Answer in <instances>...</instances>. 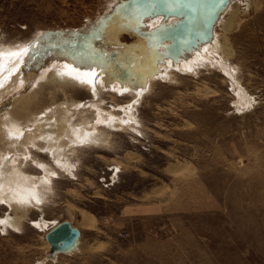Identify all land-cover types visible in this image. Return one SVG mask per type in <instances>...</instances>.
<instances>
[{
	"label": "rangeland",
	"instance_id": "obj_1",
	"mask_svg": "<svg viewBox=\"0 0 264 264\" xmlns=\"http://www.w3.org/2000/svg\"><path fill=\"white\" fill-rule=\"evenodd\" d=\"M129 1L0 0V52L24 54L45 36L21 78L2 93L0 87V108L47 84L41 103L58 97L49 106L58 109L53 133L70 109L72 122L91 128L99 111L107 115L93 129L100 135L96 144L71 145L66 169L37 148L23 159L24 143L18 144L14 156L25 172L43 176L34 161L40 160L56 173L39 204L10 209L0 202V218L18 216L20 223L5 231L0 224V264H264V0L258 8L229 0L242 18L230 27L232 52L225 61L236 71L235 85L222 67L200 66L152 79L142 95L107 80L91 92L59 83L50 89L59 48L76 52L77 45L93 48L115 37L139 46L138 61L161 59L160 34L139 31L153 12L132 9ZM228 17L210 28L214 36ZM46 131L37 129L38 135ZM61 142L69 147L67 139ZM151 202L164 206L152 231L115 221L125 205ZM63 220L81 227L75 251L81 254H49L45 232Z\"/></svg>",
	"mask_w": 264,
	"mask_h": 264
},
{
	"label": "bare ground",
	"instance_id": "obj_2",
	"mask_svg": "<svg viewBox=\"0 0 264 264\" xmlns=\"http://www.w3.org/2000/svg\"><path fill=\"white\" fill-rule=\"evenodd\" d=\"M245 1L246 5L253 8H258V2H260V0ZM231 2L228 0L223 5L209 28H191L190 20L192 16L189 11L181 9L170 12L165 11L161 4H155L153 0H131L127 4L132 9L140 8L147 15L153 12L150 17L148 16L145 19L139 31L143 35L152 34L155 36L158 33L160 34L158 41H156V47L166 46L161 51V59L153 61L150 65L138 61L139 46L137 45V48L130 47L127 44L120 43L115 37H109L105 40L104 45L95 44L93 48L85 44L77 45L76 52H66L67 49L59 48V53L66 55L67 58L59 56L57 52L53 53L52 60L58 62L59 69L57 68L54 71L58 77L51 81V85L48 86H51L50 89L52 86L60 87L55 85L59 83L77 89L83 88L91 92L90 88L96 91L99 81L107 80V83L119 81L117 84H128L139 95H142L149 83L151 84L152 79L172 76L173 71L178 68H180L179 71L191 72L194 71L195 67L199 69L200 66L222 67L224 73L235 85L234 75L236 71L225 61L232 52V44L229 40L230 27L241 13L237 8H230ZM152 5H155V7L152 8ZM227 12L229 17L221 21L222 32L216 34V37L210 31V28L219 22ZM238 20L241 21L242 18H238ZM44 37L39 38V41L26 48L29 49L27 55H8L11 53L6 52L8 50L0 52L5 54L0 57V87H3L1 93L7 88L6 85H12L17 79H20L25 69L40 54L41 47L38 45L45 41ZM60 66L74 81L62 77ZM77 75L80 76V79L74 78ZM82 80H91L92 83H82ZM45 85L47 84L40 85L39 89L35 90L20 104L17 103L16 105L14 100L17 97H15L0 108V202L10 209L17 205L28 206L32 205L33 202L39 204L40 201H43V188L49 187L52 177L56 173L50 165L40 160L34 161L43 170V176H35L25 172L19 165L20 159L17 158V155L14 156L18 144L24 143L22 146L23 159L28 160L30 156L32 157L31 148H37L38 150L47 151L56 160L55 162L59 167L66 169L71 167V164L68 160L63 159V156L68 154L71 145L96 144L95 142L100 140V135H95L93 129L96 128V125L103 123L104 119H107V115L99 111L93 128L83 124L78 125L71 121L70 118L75 117V112L73 113V110L70 109L69 112H66L64 119L61 117L63 127L57 133H53V129L57 127L55 115L58 109L54 110L53 107L49 106L56 103L58 97H53L44 104L41 103L44 98ZM237 93L243 98L241 92ZM92 103L91 106H96L95 101H92ZM244 103L248 104L249 102L245 100ZM37 129H46L47 131L38 135ZM28 130H32L31 134ZM64 138L69 142V147L61 142ZM38 139L44 142L43 147L38 145ZM11 154L12 157H10ZM17 218L11 215L1 217L0 224H2L4 231L7 226L17 229L18 224H20ZM35 224L42 228L40 222H35ZM47 245L49 246L48 242ZM51 256L54 257L55 255Z\"/></svg>",
	"mask_w": 264,
	"mask_h": 264
},
{
	"label": "water",
	"instance_id": "obj_3",
	"mask_svg": "<svg viewBox=\"0 0 264 264\" xmlns=\"http://www.w3.org/2000/svg\"><path fill=\"white\" fill-rule=\"evenodd\" d=\"M161 4L164 9L169 6L170 12L184 9L191 13V28H209L223 5L228 0H153ZM81 231L74 227L70 221L63 220L53 225L47 231L45 239L50 246L49 254H69L75 252L79 246Z\"/></svg>",
	"mask_w": 264,
	"mask_h": 264
},
{
	"label": "crops",
	"instance_id": "obj_4",
	"mask_svg": "<svg viewBox=\"0 0 264 264\" xmlns=\"http://www.w3.org/2000/svg\"><path fill=\"white\" fill-rule=\"evenodd\" d=\"M163 215L164 206L159 202L129 204L124 206L121 213L115 218V221L121 228L127 230H134L135 225L140 224L143 231L150 232L153 230V224L159 223ZM71 224L74 226L72 222ZM78 228L81 230V227ZM81 234L83 235L82 230ZM69 254H81V251Z\"/></svg>",
	"mask_w": 264,
	"mask_h": 264
},
{
	"label": "snow or ice",
	"instance_id": "obj_5",
	"mask_svg": "<svg viewBox=\"0 0 264 264\" xmlns=\"http://www.w3.org/2000/svg\"><path fill=\"white\" fill-rule=\"evenodd\" d=\"M152 8H154L155 7V5H152L151 6ZM151 10V9H150ZM165 11H167V10H171L170 9V7L169 6H165V9H164ZM159 14V13H158ZM23 52H24V54L25 55H27L28 54V52H29V49H24V50H22ZM20 53H10V54H8V55H12V56H17V55H19ZM3 55H5L4 53H0V57H2ZM73 71H76V70H73ZM70 75H71V73H69ZM75 79H80V76L79 75H77V76H75L74 77ZM82 83L83 82H87V83H92V81L91 80H87V81H81Z\"/></svg>",
	"mask_w": 264,
	"mask_h": 264
}]
</instances>
